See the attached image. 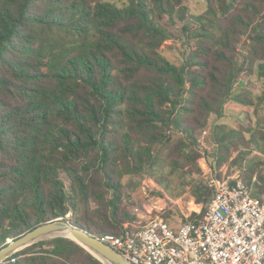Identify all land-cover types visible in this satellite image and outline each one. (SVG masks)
<instances>
[{"label":"trees","instance_id":"16d2710c","mask_svg":"<svg viewBox=\"0 0 264 264\" xmlns=\"http://www.w3.org/2000/svg\"><path fill=\"white\" fill-rule=\"evenodd\" d=\"M185 1L0 0V250L59 219L120 235L136 186L123 179L143 173L166 190L180 177L177 196L190 184L200 220L213 190L198 134L231 102L242 121L206 139L264 193V0H206L200 14ZM178 42L175 63L164 52ZM12 256L2 264H104L66 237Z\"/></svg>","mask_w":264,"mask_h":264},{"label":"built area","instance_id":"2783aa9c","mask_svg":"<svg viewBox=\"0 0 264 264\" xmlns=\"http://www.w3.org/2000/svg\"><path fill=\"white\" fill-rule=\"evenodd\" d=\"M208 135V129L201 131L200 146ZM199 165L213 190L200 220H190L191 212L183 213L185 219L179 224L166 218L165 201L179 200L156 197L160 188L147 177L142 189L150 202L130 207L134 219L120 235L97 238L132 264H264V193L255 195L239 176L233 180L217 177L203 152ZM160 199L166 200L162 203ZM188 204L197 205L196 199L191 196ZM12 255L10 261L14 262Z\"/></svg>","mask_w":264,"mask_h":264},{"label":"rangeland","instance_id":"374dc122","mask_svg":"<svg viewBox=\"0 0 264 264\" xmlns=\"http://www.w3.org/2000/svg\"><path fill=\"white\" fill-rule=\"evenodd\" d=\"M185 3L189 7L191 13H194V14H200L206 10V0H186ZM179 28H180V24H179L178 29L174 28L173 30L177 34H181ZM179 44L180 43L178 42L176 48H173L171 50H167L164 52V55L175 63L182 62V55H181L182 48L179 46ZM250 87H252L253 94L257 95L260 93L261 83H259L255 79H252V83H251ZM241 111H242V108H240L239 106H237L233 102H231L227 105L224 116L221 118L215 119L212 124L226 123L230 127H234V126H236V124L238 122L242 121ZM244 117H245V115H244ZM212 124H211V126H209V128L213 126ZM209 128H206V129H208L209 134H210ZM199 150H200V152H203L205 154V157L207 158L209 164L212 166L214 174L217 177L219 176L220 178L233 180L234 177H238V176L240 177V175L242 174V170L239 169V166L232 165L231 161L224 162V163H222V165L217 166V159H216L215 152H214V145L210 142L209 139L205 140L204 145L199 146ZM234 156H236V153L233 154V157ZM199 159H198V166L202 169V167L199 165ZM262 168L264 170V167H262ZM147 177H151V176L143 173L139 176L133 177L132 179H130V177H128V176H126L123 179L124 183L128 184L130 181H133L136 184V186L134 187V190H133L134 193L131 194V202L133 204L144 205V204H148L150 202V200L144 196V192L142 189L143 182ZM151 178H153V177H151ZM254 178H256V177H254ZM254 178H253V182H256V180H254ZM189 180H191L190 176L187 178V181H189ZM200 180H202V182H204L206 184V176L204 174L203 169H202V174L200 176ZM158 186L160 188L159 192H162L164 195H166L170 199H173L174 201L177 199L179 200L178 203H176V202L172 203L166 199H165L166 201L160 199V201L162 203L164 201L167 203V209L165 210L164 216L166 215V212L170 211L171 215L169 216V219L171 221H174V223L179 224L181 221H183L185 219L183 213L188 214L191 212L192 214H194L195 209H197L198 211L199 210L201 211L202 205L200 203H197V201H196L197 205H189L188 204L190 197L193 196L192 192H191V185L190 184L185 185V190L182 193V195H180V196L176 195L177 192H182V179L180 177H178L176 175L171 176V188H170V190L163 189V187H161V185H159V184H158ZM130 192H131L130 188H128V187L125 188L126 194H130ZM152 196H154L153 193H152ZM155 196L160 197L157 194H155ZM179 198H181V199H179ZM127 200H128V198H127ZM48 239H51V238H48ZM45 240H47V239H45Z\"/></svg>","mask_w":264,"mask_h":264},{"label":"water","instance_id":"95a60500","mask_svg":"<svg viewBox=\"0 0 264 264\" xmlns=\"http://www.w3.org/2000/svg\"><path fill=\"white\" fill-rule=\"evenodd\" d=\"M56 237H66L78 242L104 264H132L107 243L62 219L40 224L16 239L9 240L7 246L0 250V264L27 246Z\"/></svg>","mask_w":264,"mask_h":264},{"label":"bare ground","instance_id":"6f19581e","mask_svg":"<svg viewBox=\"0 0 264 264\" xmlns=\"http://www.w3.org/2000/svg\"><path fill=\"white\" fill-rule=\"evenodd\" d=\"M67 234H69V233H67Z\"/></svg>","mask_w":264,"mask_h":264}]
</instances>
